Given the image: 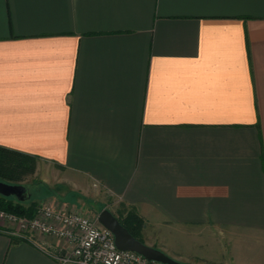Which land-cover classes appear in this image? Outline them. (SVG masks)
<instances>
[{
  "label": "crops",
  "instance_id": "0c3cea01",
  "mask_svg": "<svg viewBox=\"0 0 264 264\" xmlns=\"http://www.w3.org/2000/svg\"><path fill=\"white\" fill-rule=\"evenodd\" d=\"M0 147L184 264H264V0H0ZM59 248L0 223V264Z\"/></svg>",
  "mask_w": 264,
  "mask_h": 264
},
{
  "label": "built area",
  "instance_id": "2783aa9c",
  "mask_svg": "<svg viewBox=\"0 0 264 264\" xmlns=\"http://www.w3.org/2000/svg\"><path fill=\"white\" fill-rule=\"evenodd\" d=\"M37 211L43 220L13 216L3 210H0V220L17 224L20 230H13L14 235H25L20 232L30 230L64 240L68 247L52 253L59 264H162L134 251L118 249L113 233L101 225L97 217L90 218L52 203L39 207Z\"/></svg>",
  "mask_w": 264,
  "mask_h": 264
},
{
  "label": "rangeland",
  "instance_id": "374dc122",
  "mask_svg": "<svg viewBox=\"0 0 264 264\" xmlns=\"http://www.w3.org/2000/svg\"><path fill=\"white\" fill-rule=\"evenodd\" d=\"M37 160V159H36ZM37 162V161H36ZM37 164V163H36ZM36 168V165H35ZM36 171V170H35ZM35 171L32 174H28L25 176L24 179H22V181L17 182L16 184H23V185H28V191L31 192V199H26L24 206H28L30 203H36L35 206V213L32 214V216H19L16 215L14 213L11 212H6L7 214H11L13 216H18V217H22V218H26V219H40L43 220V216L37 211L39 207L44 206L45 204H49L52 203L53 205L57 206L58 208H62L65 210H72V211H77V212H81L82 214L90 217V218H95L97 217V214L99 213V211L103 208H108L106 205L110 206L108 209L120 220L124 221L135 233H137L139 235V237H141V233L139 232L142 229V226L140 228V230L138 228L134 229L131 226V222L132 219L128 220L126 218V214L129 212V210H131L129 207H125L120 205H113L109 199H104L103 202H99L96 199L93 198H85V197H81L80 195L72 192V191H67L64 187L62 188H57V185H54L55 181L48 183V182H44L42 180V172H40L39 170ZM52 181V180H51ZM37 182H42L44 186H39V190L36 192L33 188L32 185L33 183H37ZM57 186V187H56ZM45 188V189H44ZM55 190L56 192H58L57 194H59L62 199L64 198V200L67 202L66 205H62V204H58L55 203L52 199L53 197L49 195V191ZM54 192V191H53ZM62 192V193H61ZM54 195V194H53ZM34 199V200H33ZM62 200V202L64 201ZM64 201V202H65ZM118 206V207H117ZM135 211V210H134ZM136 212V211H135ZM127 220V221H126ZM0 223L3 224L8 230H14V231H18L19 232V228L17 226L16 223L9 221V220H0ZM144 224V223H142ZM24 230V229H23ZM27 232H20V233H25V235H29V234H40L41 236H44L45 238L51 240L53 243L57 244L58 247L61 246L62 247H68V244H66V242L60 238L54 237V236H49V235H44L41 233H37L34 231H30V230H24ZM16 236H20L21 235H16ZM145 237L147 238H151L153 240L154 236L153 234L150 235L148 232L145 234ZM155 245H159L160 247H164L165 253H167L168 255H172V252L170 251V244L167 243H159L156 242ZM154 247V246H153ZM162 250V249H161Z\"/></svg>",
  "mask_w": 264,
  "mask_h": 264
},
{
  "label": "trees",
  "instance_id": "16d2710c",
  "mask_svg": "<svg viewBox=\"0 0 264 264\" xmlns=\"http://www.w3.org/2000/svg\"><path fill=\"white\" fill-rule=\"evenodd\" d=\"M35 165L36 157L0 147L1 181L16 184L17 182L22 181L26 175L32 174L35 171ZM38 185L44 186L42 182L33 183L30 186H33L34 190L37 192L39 190ZM24 196L25 197L23 199H18L14 195L4 196L0 194V210L11 212L19 216H32V214L35 213L36 203L34 202L30 203L28 206H24V203L26 202L25 200L31 199V195L28 196L26 192L24 193ZM126 218L128 220L132 219V221L130 220L131 226L134 229L138 228L140 230L141 226L143 225V219L133 209L129 210V212L126 214ZM119 221L134 237L141 240L139 235L135 233L124 221L120 219ZM12 240L17 241L19 238L12 237Z\"/></svg>",
  "mask_w": 264,
  "mask_h": 264
},
{
  "label": "water",
  "instance_id": "95a60500",
  "mask_svg": "<svg viewBox=\"0 0 264 264\" xmlns=\"http://www.w3.org/2000/svg\"><path fill=\"white\" fill-rule=\"evenodd\" d=\"M31 195L28 187L23 184H12L0 180V194L4 196L14 195L18 199H23L24 193ZM98 222L108 228L114 236V243L118 249L131 250L141 254L143 257L158 261L162 264H184L172 258L163 250L146 244L145 242L134 237L119 219L108 209L103 208L97 214Z\"/></svg>",
  "mask_w": 264,
  "mask_h": 264
}]
</instances>
